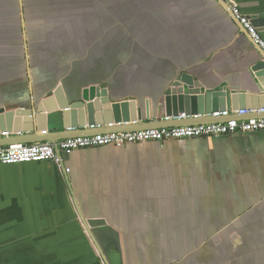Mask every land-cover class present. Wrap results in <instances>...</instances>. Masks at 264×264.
Masks as SVG:
<instances>
[{
  "label": "crops",
  "instance_id": "crops-1",
  "mask_svg": "<svg viewBox=\"0 0 264 264\" xmlns=\"http://www.w3.org/2000/svg\"><path fill=\"white\" fill-rule=\"evenodd\" d=\"M236 21L216 0H0V107L99 84L165 123L156 102L179 71L238 88L259 48ZM0 264H264V131L0 164Z\"/></svg>",
  "mask_w": 264,
  "mask_h": 264
},
{
  "label": "water",
  "instance_id": "water-1",
  "mask_svg": "<svg viewBox=\"0 0 264 264\" xmlns=\"http://www.w3.org/2000/svg\"><path fill=\"white\" fill-rule=\"evenodd\" d=\"M216 1L230 13L221 0ZM250 19L258 31H264V14L251 16ZM237 25L240 30H243V34L247 35L239 23ZM256 52L257 55L248 59L244 70L239 74L238 88L233 90L226 85L210 87L204 82L203 77L199 78L197 74L189 71L190 69L179 71L170 80L156 102V117L162 119L165 116H177L184 113L186 116L198 118H188L189 120L181 123L180 120H176L161 124L152 120L151 104L150 109L144 107L143 110L137 108V102L132 97H125L121 101L112 100L107 88L102 85H91L76 90L70 99L65 96L61 87H56L37 100L31 101L28 108L5 110L0 107V135L12 133L13 137H19L15 140V145L49 142L56 147V143L60 140L94 136L99 132L125 133L189 124L224 123L235 116L230 115L225 117V120H220L221 116L215 117L213 114L226 111L227 103L231 111L264 109V54L260 50ZM255 102L259 104L250 108V103L256 104ZM260 116V113L249 114L238 116L237 119L261 118ZM46 131L47 134L37 137V140L30 141L26 138L28 134L34 136L35 133H46ZM0 139H3V135ZM10 145L14 144H7V146ZM67 156L58 155L61 161ZM86 224L91 228L104 225L105 222L88 220ZM89 233L93 238L91 229ZM97 248L103 257L98 245Z\"/></svg>",
  "mask_w": 264,
  "mask_h": 264
},
{
  "label": "built area",
  "instance_id": "built-area-1",
  "mask_svg": "<svg viewBox=\"0 0 264 264\" xmlns=\"http://www.w3.org/2000/svg\"><path fill=\"white\" fill-rule=\"evenodd\" d=\"M221 1L228 7L231 15L237 20L240 26L250 36L253 43L264 54V40L261 38L257 28L252 25L251 19L242 14L238 4L234 0ZM251 113L252 111L250 110H237L233 112L226 110L221 113H215L213 114V116H246ZM256 113L264 114V109H260ZM188 118L198 117H189L182 113L177 116H165L161 120L164 122H170ZM259 131H264V118L250 117L248 119L239 120L236 117H233L232 119H229L224 123L186 125L169 128H153L125 133H99L94 136L60 140L56 143V147H54L49 142L0 146V164L13 165L42 161H52L60 164L61 160L58 155H70L75 150L82 148L104 146L121 148L124 145L128 144L141 145L147 142H156L162 145L169 140L217 138L226 135L246 134ZM2 135L7 136V133H3Z\"/></svg>",
  "mask_w": 264,
  "mask_h": 264
}]
</instances>
